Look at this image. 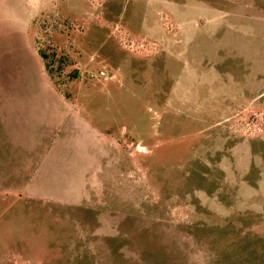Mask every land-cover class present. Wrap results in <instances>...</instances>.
Masks as SVG:
<instances>
[{"label":"rangeland","instance_id":"rangeland-1","mask_svg":"<svg viewBox=\"0 0 264 264\" xmlns=\"http://www.w3.org/2000/svg\"><path fill=\"white\" fill-rule=\"evenodd\" d=\"M0 264H264V0H0Z\"/></svg>","mask_w":264,"mask_h":264},{"label":"built area","instance_id":"built-area-1","mask_svg":"<svg viewBox=\"0 0 264 264\" xmlns=\"http://www.w3.org/2000/svg\"><path fill=\"white\" fill-rule=\"evenodd\" d=\"M100 75H101V76H105V75H106V72H105V71H101V72H100ZM92 77H94V75H92Z\"/></svg>","mask_w":264,"mask_h":264},{"label":"trees","instance_id":"trees-1","mask_svg":"<svg viewBox=\"0 0 264 264\" xmlns=\"http://www.w3.org/2000/svg\"><path fill=\"white\" fill-rule=\"evenodd\" d=\"M41 56H42V58H44V59H45V58H48L45 54H42V53H41ZM47 66H49V65H47Z\"/></svg>","mask_w":264,"mask_h":264}]
</instances>
